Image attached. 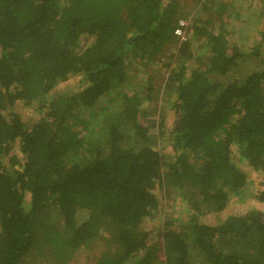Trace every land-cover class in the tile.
Masks as SVG:
<instances>
[{"label":"trees","instance_id":"obj_1","mask_svg":"<svg viewBox=\"0 0 264 264\" xmlns=\"http://www.w3.org/2000/svg\"><path fill=\"white\" fill-rule=\"evenodd\" d=\"M82 254L264 264V0H0V264Z\"/></svg>","mask_w":264,"mask_h":264},{"label":"rangeland","instance_id":"obj_2","mask_svg":"<svg viewBox=\"0 0 264 264\" xmlns=\"http://www.w3.org/2000/svg\"><path fill=\"white\" fill-rule=\"evenodd\" d=\"M223 1H236V0H223ZM141 72V71H139ZM74 84L78 85V82L76 81H68L66 83H63L62 85H59V89H66V88H70L72 87ZM58 89V88H57ZM169 104V103H168ZM168 104H166L165 102H162V114H165V118L162 120L163 123L165 124V126H167V128L171 125V123L174 121V113L173 111L168 110ZM20 106H18L19 109ZM21 114L23 116H26L28 119H36V113L34 111V108L31 107H27V108H22L21 109ZM166 128V129H167ZM166 139V138H165ZM165 139H161L159 141V144H157V148L160 151V153L165 154V153H170V147L167 144V142L165 141ZM258 176H254V177H258V179L260 178ZM253 177V179H254ZM254 184H256V181L254 182ZM163 191H165V196L166 199L165 200V213L162 215V217H166V216H173L177 214H181L182 210H183V204L179 201V199L172 193H169L167 191L166 188L162 189ZM247 193L250 191V189H246ZM163 197V193H160ZM161 197V196H160ZM259 206L254 202V200L250 199V198H243V199H238L237 201H235V203L233 205H231L225 212V215H239V214H243L248 210L251 209H258ZM204 221L206 223L209 222H214L212 217H207L204 218ZM147 224V223H146ZM96 253H98V250H95ZM26 264H43L40 262V259L30 262V263H26ZM72 264H91L88 262H85V254H82L80 257L76 258L75 262Z\"/></svg>","mask_w":264,"mask_h":264},{"label":"built area","instance_id":"obj_3","mask_svg":"<svg viewBox=\"0 0 264 264\" xmlns=\"http://www.w3.org/2000/svg\"><path fill=\"white\" fill-rule=\"evenodd\" d=\"M189 20H180L177 27L175 28L174 34L177 36L179 41H185L187 38L186 29H188Z\"/></svg>","mask_w":264,"mask_h":264}]
</instances>
